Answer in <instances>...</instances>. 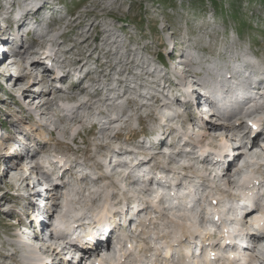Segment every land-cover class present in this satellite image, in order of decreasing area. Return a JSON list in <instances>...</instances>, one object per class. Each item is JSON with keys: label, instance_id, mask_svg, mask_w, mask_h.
<instances>
[{"label": "rangeland", "instance_id": "1", "mask_svg": "<svg viewBox=\"0 0 264 264\" xmlns=\"http://www.w3.org/2000/svg\"><path fill=\"white\" fill-rule=\"evenodd\" d=\"M54 1H56L58 4V10L56 12L49 11L50 14H52V22H46L47 20H42L37 30L34 28V30L32 31L22 32L21 29L12 30L11 26L9 27V30H5L2 27V30H4L6 35L8 34L9 36H11L12 46L14 45L15 41V50L20 51L16 55L19 56V54L22 53L25 48H27L30 54L28 55L26 62L23 64L28 65L30 63L29 60L36 57V54H34L33 51L39 50L40 47H43L44 42H50L53 43V46H55L56 49H58V54L61 60H64L61 61L60 64L65 65L67 63L72 64L71 60L75 57H86L90 53V51L95 49V52H93L92 54V58L86 64H89L88 66L90 69H92V71L93 68L91 67H96V70L94 71L95 73L90 75V79L87 78L83 82L84 84H91V86H89L90 90L88 89L89 92L86 95H83L79 100L87 99L90 94L95 95L96 89H100L101 94H98L91 99L93 102L96 101L95 106L98 108L104 107L107 108V110L110 109V111H112L111 109L114 110L115 108L116 110H114V112L109 111L106 115L90 114V118L87 121L75 126L74 132H62L61 130H63L65 126L68 125L65 121L69 118L66 116V119L64 117V114L67 111L73 110L75 105L77 104V101L60 103V106H55L50 110L44 109L45 113L42 114L41 111L43 109L37 106L39 105V101L41 99H36L35 103L32 105L29 98L31 96L38 95L37 92H39L40 90L44 93L52 90V94H55L56 89L60 88L62 91L68 92L69 87L72 83H70V78L66 82L61 81L59 87L57 88L55 87V85H53V82L55 80L52 81L50 79L48 80L47 84L36 85L31 89L30 93H27L23 96L21 92L23 87L26 85L27 80L24 81L21 87L13 88L12 85L15 83L19 75L13 77V74L11 72H18V68L10 67L8 71L2 72L3 65H1L0 154L6 153L7 155V150L9 148H15L16 145H14V141L17 140L19 136L23 139L25 137L26 139L29 135L32 137V140H34V142L32 141V147L29 151H33L34 149L39 150L42 147H45L49 152L56 154L58 157H67L70 159L76 158L77 160L84 159V164L86 163L85 167L87 168V171L92 175L97 176L102 173H112V178H108V180H100L101 184L100 182H98L96 185L89 184V181L84 182L83 180H75V185L70 188L72 199H70L69 201H66L64 199H55L53 197L51 198L52 201H58V204L60 201L61 207L62 204L65 205L68 203L69 208L67 207L66 209H72V213L69 216L68 221L72 220L74 216L78 215V211L82 208L90 213V210H92L93 207H95V205L98 203H94L93 201H91L93 200V195L103 189H105L104 195L109 196L107 200L108 204H106V207L104 208V210H102L103 212L112 211V209L115 207H112L111 204H114L115 201L120 200L126 194V191H129V189H132L134 191L133 194H136L139 190V188L134 189L129 187L133 178L125 177L129 172L128 170H132L134 168L131 163L130 167H119L115 168L112 171V168L114 167L116 162H120L121 166H124L126 165L125 161L132 160L133 154L126 152L122 157L117 158L113 156L111 162V157L106 158L104 159L106 168L103 167L102 169H99L97 167L96 158H94L95 155H97V157L99 158H101L100 153L111 155V150L113 149L112 147H107L106 149H102L101 151L100 143L110 142L111 146L133 145V141L141 137L143 131L154 129L157 124L163 123L165 127L170 126L171 124L179 125L181 129L178 128L176 129V131H180L181 134V131L183 132V130L185 129L186 133L184 131V137L190 134L187 133L188 128L191 130L194 129V132L198 134V136L196 135L192 137L195 138L193 141H196V143L199 145V148L209 149L207 151L218 153L220 150H225V148L220 147V144L225 143L233 147V142H236L239 138L237 137V135H234L235 132H232L233 130H227L225 136L221 140L216 141L212 138L201 140L200 134L205 131V129L208 127V124H217L220 123L218 121L221 120H217L215 117H212V119L205 127H202L196 122L194 123L192 120V114H194V112H196L195 116L198 117V114H200V117L202 119H205V116L201 115L202 110L199 108L198 110H196L195 108H187L189 111L186 110L184 111V114L178 116L179 109L182 110L183 108L180 106L181 102L178 100V105H172L170 109H163V114H166V116H168V112L170 118L169 120L174 119L173 122L169 120L163 122L156 120L155 118H149L145 121L140 122L139 118L136 115L137 107L142 103H152V109H158L162 106V104H164V102L168 103L169 101L173 100V90L174 88H176L177 82L170 80L169 77L170 74L168 72H171L174 76H176V73L175 71H173L172 66L177 67L178 71L187 69L186 72L188 73H186V77L184 76L187 84L188 81H192V79H196V81L201 82L203 85H207L208 83H216V80L218 78L215 76V71H218L219 65L227 57V55H225L227 49L231 50L232 47H236L237 49H233V51L236 52H234L231 56L233 63L236 65V69L233 72L236 73V77L246 83H248L247 79L251 78H253L254 80L263 81L264 0ZM1 3H3V0L2 2H0V19H3V8L1 6ZM4 3H6V5L11 4V7H15L19 3V0H12V2L11 0H5ZM77 22H80V24H77ZM2 23L3 21H1V24ZM92 23L94 25L98 24L100 26L90 28ZM102 27L110 30V41L107 44H105L103 41V38L106 35H103L101 37V30L103 29ZM89 28L90 30H88ZM41 32H44V34L45 32H47L49 35L46 36L45 39H39V35L43 34ZM37 33H39V35ZM82 33L88 35V40L85 42H82L84 37L81 36ZM179 35L184 41L187 40L185 42V47L188 46L190 50L188 51V55L186 57L179 56L178 59H175L173 58V56H175L173 55V48L180 39ZM19 43H23V47H20ZM6 44H8V51L10 52L12 47L9 45V43L6 42ZM171 45L173 46L171 47ZM20 56L16 57L17 60L24 61L22 56ZM93 60H95V63ZM106 62L107 64L105 65V67H101L102 64ZM226 62H228L227 65H229V61L226 60ZM163 65L165 67H163ZM178 65L182 66H180L179 68ZM41 68L42 67H38V69ZM153 69H155V71L154 73H151ZM240 69H242L243 71H240ZM26 70H24V73L26 72ZM109 71L111 73V75H109L111 76L110 79L109 77H107V72L109 73ZM165 73L167 75H165ZM192 74H195L196 76L194 77ZM96 75H101L100 83H92L90 81L91 79H94L93 77H95ZM166 77L169 78L166 79ZM37 78L39 79V77H36V79ZM119 78L124 79L125 81L120 82ZM171 79L175 78L172 77ZM166 82H169V84L171 85H166ZM259 85L261 93H258V97L249 103L250 106L246 105L248 107L245 106L246 108L242 110V104L239 102H235L236 104H239L236 107L240 109L234 111L224 109L225 113H223L222 116L223 120H225L224 123L230 121L226 119L227 115H232V123H234L235 125L237 124V119L243 116V118H248L246 119V121H250L252 127H255V124L251 122V119L248 116L251 113L253 114L254 112H256L258 107H261L260 109L264 107V87L262 84ZM129 88L130 90L127 91V89ZM201 89L203 90V88ZM9 90H13L12 95H9ZM124 91H127L128 94L122 98H118L124 93ZM209 94L211 95L212 92L209 91ZM135 97L137 98L136 101H134L135 99H132ZM157 99L160 102L156 101ZM145 100H148L147 103H145ZM133 101L136 104H134ZM126 106H128V108ZM227 106L230 107V105H225V107ZM254 108H256V110ZM87 111L88 113L92 112L91 109H87ZM142 111L145 113H149L151 111V107L149 109H143ZM29 113H33L35 117L32 119L29 118ZM12 114H14V117H12L16 119V123L11 125L9 128L6 127L4 123L9 121ZM111 115H114V117L116 118L120 116V121L116 122V124L114 125H110V121L116 119L111 118ZM235 117L236 119H234ZM183 120H186V123L185 121L183 122ZM96 122H98L99 124H96V126L92 127ZM41 124H44L45 126ZM108 125L111 126L110 130L106 129L104 132V129H102L103 131L98 133L101 126L102 128H104ZM247 126L249 127L248 124ZM91 127L92 130H90L89 132L88 129ZM53 128L60 129H56L54 133H50V130ZM116 131L117 133L118 131L121 132L118 133V136L113 138V135L116 133ZM184 146L187 147L186 145H183V147ZM132 147L134 149H138L135 146ZM244 147L247 146L245 145ZM161 154L162 153H160L159 155ZM17 155L18 156L16 157H20L21 159L26 158L25 151H23L22 154L20 153ZM177 158L178 161L180 160L179 163H189V160H186L184 155L183 157L180 156ZM258 160L262 161L263 159L259 158ZM79 163L81 164V161ZM7 164H9V162H7L6 164L3 161L0 162V264H60L58 263V256L52 259L51 257H49V255H47V252H41L38 249L28 248L26 244H23L22 241L18 240L19 237H17L16 233L19 231V228L17 225L16 227H13L12 225L18 224V221L20 220V212L24 210L23 205L24 203L26 204V201L28 199H19L17 198V195L19 194V192L26 193L27 190L22 189V191H20L15 187H11L9 185L10 179L3 177L7 168ZM35 164L36 162L34 161L28 165L29 169L32 172L31 176L38 175V178H42V176L37 174L38 169L34 166ZM208 164H210V162ZM171 165H176V167L177 165L182 166V164L176 163H172ZM217 165L220 166L219 164ZM199 166L202 167L201 165ZM204 166L206 168L208 166L210 167V165ZM255 167L257 168H251L247 175L249 177L255 178L253 179V181L264 178V175L258 173L263 170L264 167L261 166V164H256ZM235 169L236 167H233L232 173ZM73 174L74 177L77 176V172ZM167 174L169 175V173H164V175ZM194 175V178L196 180L201 179L197 174ZM104 177L106 178V176ZM180 177L182 179L191 178L184 174H181ZM113 178H116V182L113 181ZM206 179L208 180V182H212L214 184L215 182H218V184L223 185L224 188H230V185L227 184L229 180L227 176L223 177V179L221 177H216L215 179H213L212 176H206ZM119 180L120 182H118ZM26 183L27 181H22L21 186L25 187ZM120 183L123 184L122 186L126 187L122 188ZM261 185L262 187L264 186L262 183ZM84 186H87L86 192H89L88 194L86 192V194L83 192H78L81 191ZM241 187L243 191L244 187ZM196 189L199 192L203 193V196H206L208 193H218L219 190L217 188L204 191L202 185L196 186ZM252 190L253 189L247 191L248 193H250ZM203 191L205 192V194ZM263 191L264 189H262V192ZM253 195L255 197L257 196V193L255 192L252 194V196ZM140 196L142 198H147V200L149 201V199L153 198L154 195L149 194V192L142 191L140 192ZM114 197L117 199H115ZM50 200L49 205L47 206L48 209L53 208L51 206ZM206 203L210 205L211 200L207 199ZM103 204L105 203L102 201L101 205ZM122 206H124V203H122L117 208ZM161 209L162 207L159 208L158 206H156L155 208L153 207L150 210L151 215H153L154 218L158 220V223H160V227H162V225H167L166 222L169 221L167 215H163L162 213H160V211L163 212V210ZM61 210L62 209H58V212L54 214V217H59V214L62 213ZM148 215L149 214H147V216ZM172 215H176L178 217L180 216L178 212H174V214ZM174 220L177 219L174 218ZM21 222H23V220H21ZM174 224H176V228L174 227L175 229L181 227V225L177 224L176 222ZM205 227L207 226H204V228ZM149 228L152 229L151 227ZM157 228L158 229L152 230V232L148 231V234L156 236L158 233L159 235V232H162V230L159 227ZM174 228L170 223L169 227L165 228V232H169L170 234L175 235L180 234V231L183 228L185 229V232H187L192 227L188 222L187 225H184V227L180 231L175 230ZM204 228L202 226V230L204 232H207V229ZM173 235H171L170 239L159 241L160 244H163L165 246V250L163 252L164 256L159 255L158 252L150 247L148 242L142 240L139 236H133L130 238V247L132 250L130 256L125 258V254L123 253L122 255L121 253V256L112 264H134L136 262L138 264L140 262L148 264V262H155L156 260H158V263H161L163 261L165 263L168 261V259L173 260L175 257L173 255L171 256V251L176 250L178 252H181V248L173 245ZM26 238L30 239L29 237ZM31 241L37 243L34 238H31ZM8 242L11 244L13 243L14 246H6V243ZM41 246H43V249L45 251V244H42ZM15 248H20V254L24 249H26L27 252H29V254L35 259H38V257L39 259L42 258V263L29 258L24 259L23 255V259H21V257L17 258L12 254L3 257L6 253H12ZM231 250L234 251V248H232ZM167 251L170 252V256L166 255ZM214 251L217 252V254L223 255L225 250L220 248L217 249V247H215ZM127 252L128 251H126V253ZM246 253L248 255H251L250 251ZM204 255H208V252L206 250H204V253L202 251L201 257H203ZM201 257L199 258V256H197L198 259L196 258L195 261L199 264H207L208 262L203 261ZM77 264H80V262H77Z\"/></svg>", "mask_w": 264, "mask_h": 264}, {"label": "bare ground", "instance_id": "2", "mask_svg": "<svg viewBox=\"0 0 264 264\" xmlns=\"http://www.w3.org/2000/svg\"><path fill=\"white\" fill-rule=\"evenodd\" d=\"M0 2H2V0ZM4 2H5V0H3V3H1L2 7H6V10H5L4 15L2 17L3 19H0V30H1V32H0V47L2 45H4V43L7 42L12 47V49L10 52L6 51L5 54L3 55V58H0V66L3 65L2 66V68H3L2 72L8 71L10 69V67L18 68L19 71L17 72V76L19 75V77L17 78L15 83L12 85L13 88L21 87V85L24 83V81L27 80V83L23 87L22 92H21V94L24 96L25 94L30 93L31 89L34 86L39 85V84L45 85V84H47L48 80H50V79L52 81L55 80L53 82V85H55V87L57 88V87H59L58 86L59 82H61V81L66 82L70 78L69 79V80H71L70 83L71 82L72 83L69 87L68 92H64L60 88L56 89L55 94H52V90H50V89H49L50 91H48L46 93H44L43 91L40 90L39 92H37L38 95L31 96L29 98L30 103L32 105L35 103L36 99H41L39 101V105H37V106H39L43 109L41 111L42 114L45 113V110H50L51 108H53L55 106H60V103H68L71 101H77V104L75 105L74 109L71 111H67L64 114V117L66 119H67V117H69L68 120L65 119L66 120L65 122L68 125L65 126V128L63 130H61L62 132H65V133L74 132L75 126L77 124H82L85 121H87L90 118V114L91 115H101V114L106 115L107 112L110 111V109L107 110V108H104V107L98 108L95 106L96 101L93 102L91 100L96 95L101 94L100 89H96L95 95L90 94V96H88L87 99L79 100L83 95H86L90 90L89 86H91V84H84L83 82L85 79L89 78L91 74L95 73L94 71L96 70V67L92 66L91 67V68H93V71H92V69H90L88 66L89 64L86 65L89 62V60L92 58V54H93V52H95L94 51L95 49L90 51V53L86 57H83V56L75 57L76 59L74 58L71 60L72 64L67 63L65 65H61L60 62L64 61V60H61V58L59 57L58 49H56V47L53 46V43H50V42L45 43L44 42L43 47H40L39 50L33 51V53L36 54V57L34 59H30L29 60L30 63L28 65H24L23 63L26 62L30 52L28 51L27 48H25L24 51L22 53H20L24 61H18L16 57H19L20 54H19V56L16 54H18L20 51L15 50V45H16L15 41H14V45L12 46L11 45V43H12L11 36H9L8 34L6 35L4 30H2V27L5 30H9L10 26H11L12 30H15V29L20 30L21 29L22 32L23 31H32V30H34V28L37 30L39 28L42 20H47L46 22H52L51 21L53 19L52 14H50L49 11L56 12L58 10L57 2L54 0H24V2H23V0H19V3L15 7H11V4L6 5V3H4ZM11 2H12V0H11ZM87 14H89V13H87ZM12 18H13V20H12ZM54 19H56V18H54ZM1 21H3L2 24H1ZM77 24H80V22H77ZM98 26H100V25H98V24L94 25L92 23L90 28L91 27L94 28V27H98ZM90 28L88 30H90ZM101 31H102L101 37L103 35H106L103 38L104 43L105 44L109 43V41H110L109 31L110 30L103 28ZM33 33H36V32H33ZM41 33H43V34L39 35V33H37L39 35V39H45V37L49 35L47 32H45V34H44V32H41ZM81 36H84L82 42H85L88 40L87 34L82 33ZM179 38L180 39L178 40V43L175 44V46L173 48V55H175V56H173V58H175V59H178L179 56L181 57L183 55H185L183 57H186L188 55V51L190 50V48L188 46L185 47V42L187 40L184 41L180 35H179ZM33 41H36V40H33ZM22 44L19 43V46L23 47ZM17 45H18V43H17ZM172 46L173 45H171V47ZM233 49H236V47H232L231 50L227 49V51L225 52L226 53L225 55H227V57L225 59L227 61H229V65H227L228 62H226V60H225V62L223 60L221 62V64L219 65L218 72L215 73V76H217V78H218L217 79L218 81L216 80L217 86H216V83H208L206 86L203 85L202 86L203 90L201 89V92H198L199 99L208 100V97L206 95H204L203 93H205V91H206V94H207V93H209V91H211L212 94L209 96L213 97V98H218L220 100L219 104H217L218 106H220L222 104L223 105H230V106L231 105L232 106H238L239 104H236V103H238V102L242 103V101L245 98L247 99V98L255 95L252 99V100H254L258 97V93H261V91L258 87L260 86L259 84H262L264 87V80L260 81V80H254L253 78H251V79H247L248 83L244 82L245 84H243V83L237 84L238 82H236V81L239 79L236 77V73L233 74L234 70L236 69V65L233 63V60L231 57L232 54L234 52H236V51H233ZM6 54H7V56H6ZM10 54H11V56H10ZM13 54H14V56H13ZM8 55H9V57H8ZM11 59H12V61H10ZM93 61L95 63V60H93ZM106 64H107V62L103 63L101 67H105ZM84 65H86V66H84ZM38 67H42L43 71L42 72L36 71V69H38ZM163 67H165V66L163 65ZM172 68H173V71H175L176 76H174L173 73L168 72L170 74V76H169L170 80L177 82V86L173 90V92H174L173 100L169 101L168 103L164 102V104H162V106L158 109L157 108L152 109V103H150V104H148V103L143 104L142 103V104L138 105L136 115L139 118L140 122L145 121L149 118H155L156 120L165 122V121L169 120L170 118H169L168 112H167L168 116H166V114H163V109H170L172 105H178V100L181 101V103L185 107H187L188 109H190L192 104L194 103V101L196 99V98L194 99L192 97V94H194V92L189 90L190 89L189 85H187V83L185 81V77H186L185 75H186V73H188V72H186L187 69H185V71L183 70L184 72H178L177 67L172 66ZM237 69H239V68H237ZM24 70H26L25 73H24ZM34 70H35V72H34ZM154 71H155V69H153L151 73H154ZM228 71L232 73L231 77L228 78L224 74L221 75V73H224V72L228 73ZM240 71H243V70L240 69ZM107 75H105V76L109 77V79H110V77H111V76H109V75H111L110 71H109V73L107 72ZM165 75H167V74L165 73ZM96 76L93 77L94 79L90 80L92 83L93 82L100 83L101 75H96ZM36 77H39V79L38 78L36 79ZM169 77H166V79ZM172 77H174L175 79H171ZM119 81L123 82L125 80L119 78ZM239 81H241V80H239ZM166 85H171V84H169V82H168ZM207 87H209V91L206 90ZM237 87H241V90L239 92H237L239 89ZM128 90H130V88L127 89V91ZM127 91H124V93L122 95H120L118 98H122V97L126 96L128 94ZM8 93H9V95H12L13 90H9ZM225 94L227 95L226 97L224 96ZM132 99H135L134 101L137 100L136 97L132 98ZM17 101H18V99H17ZM156 101L160 102L158 99ZM134 104H136V103L134 102ZM128 106H126V107L128 108ZM150 107H151V111L149 113H145L142 111L143 109H149ZM260 108L259 107L257 108V111H256L257 113L254 112L253 114L251 113L248 116L251 119V121H253L257 125V126L255 125L256 128H251L250 126H249L250 127L249 128L247 126V124H248L246 121V119H248L247 117H245V118H243V116L239 117V119H237V122H236L237 124L235 125L234 123H232V120H233L232 119L233 117H231L232 115L231 116L227 115L226 119L230 120V121H227L226 123H224L225 120H223V117L220 116V117H218V119L221 120V121H218L220 123L208 124V127L205 129V131L202 134H200L201 140H205L207 138H212L213 140L217 141V140L223 139L227 130H233L232 132H235L234 133L235 136L237 135V137L247 139L239 147L240 152L237 155H232V154L229 155L227 153L226 156H223L220 160H216V161L211 160L210 161L209 159L206 158L205 155L203 157H199V153L203 154V148H197L195 146H191L192 152H186L187 150H184L183 145H189L188 142L189 143L190 142L196 143V141H193L195 138H192L196 135L198 136V134H196L194 132V129L191 130L188 128L187 133H190V134L188 136H185V137H184V135H185L186 131L184 129L183 132H181V136L178 138V140L182 141V144L177 145L175 143H178V140L175 141L170 137V135H172V133H174V131H176V129H177L176 124L170 123L171 124L170 126L165 127L162 123V124H157L154 129L143 131V134H141V137H139L138 139L133 141V145L111 146L110 142L100 143L101 151H102V149H106L107 147L113 148L112 150L110 149L111 155L110 154L106 155V154L100 153L101 158L97 157V155L94 158H96L97 167L99 169H102L104 166H106V163H104V159H106V158L111 157V159H110V162H111L113 156H115L117 158L122 157L126 152L133 154L132 160L125 161V164L127 166L126 165L121 166V163L117 162L114 165V167L112 168V171L115 168H119V167H130V163L134 162V168L132 170H128L129 172L125 177H127V178L131 177L133 179L140 180V176H141V177H146L148 179V187L147 188L139 187V190L136 193L137 195H140V192H142V191L150 192L151 191L150 187H151L153 182H156L159 185H162V184L164 185V183L167 182L168 180L164 178L165 176H164V174L161 173V171L163 173L164 172L169 173V175L167 174V177L171 176V178L176 177L177 174H182L184 172L185 173L188 172V174H191L190 176H194L193 174H197L201 178L198 181H202V179L208 175L212 176L213 179H215L216 177H219V178L221 177L223 179V177L227 176V178L229 179L228 183H227L230 185L229 187H232V188L238 187L240 182H242L244 185V188H243L244 190H248V191L251 189L257 190V192H256L257 196H255V197H254V195L253 196L249 195L248 192L246 194V191L244 194H242L241 203H242V209H243L245 214L243 215L242 219L240 218V220H238V223L241 224L242 227H246L248 225L255 224V225L259 226L261 231H263L262 234L253 235V237L255 238V241H256L254 248L255 249L258 248L260 255L264 256V224L262 223V217H264V213L260 212V211H264V204H263L264 203V198H263L264 192L263 193L261 192L262 191L261 188H263L261 183L264 185V179L253 181L254 178L249 177L247 175L251 168H254V169L257 168V167H255L256 164H261V166L264 167V107L262 109H260ZM87 109H91L92 112L88 113ZM238 109H240V108H238ZM241 109L242 110L245 109V108H243V105H242ZM254 109L256 110V108H254ZM111 110L112 111H110V112H114V110H116V108L114 110L113 109H111ZM13 115L14 114L11 115L8 122L4 123L6 127L10 128L11 125L16 123V119L13 118L14 117ZM179 115L180 114H178V116ZM34 117H35V115L33 113H29V118L32 119ZM120 119H121V117L118 116L116 119L110 121V125L116 124V122L120 121ZM234 119H236V117ZM186 120H183V122L185 121V123H186ZM169 121L173 122L174 119H171ZM196 121H199V120L196 119ZM41 125H44V124H41ZM110 125H108L104 128L101 127L99 132H102L103 131L102 129H104V132L106 129L110 130V128H111ZM94 126H96V125L93 124L92 127H94ZM205 126H207V124ZM54 129L55 128L51 129L50 133L51 132L54 133L56 131V129H60V128H56L55 130ZM241 129H243V130H241ZM184 131H185V133H184ZM237 131L239 132V134ZM76 132H77V130H76ZM119 132H121V131H118V133ZM118 133L116 131V133L113 135V138L118 136ZM29 137H30V141H29ZM247 137H250V138H247ZM182 139H184V140H182ZM32 141L34 142V140H32V137L29 135H28V138H26V139H25V137L23 139L22 137L19 136V138H17V140H15V143H19V145L23 146V150L26 152V158L25 159H21L20 157H16L18 155H16L15 152L13 150H11L10 148L7 150V152H8L7 155H6V153L0 154V162L3 161L5 164L7 162H9V164H7V168H6V171L3 175V177L10 179L9 185L11 187H15L17 190H20V191H22V189L27 190L26 193L19 192V194L17 195V198H19V199H23V198L28 199L26 201V204L24 203V205H23L24 210L22 212H20L21 214L19 217L20 220L18 221V224L21 223L22 217L30 216L31 214L35 213V211H37V209H39L38 205H36V203L34 201L33 196L36 192H38V190L43 191L42 188H39L41 185H43V182L38 178V175L31 176L32 172L29 169L28 165L34 161L36 162V164L34 166L38 169L37 174H39V175L43 174L44 177L46 178V180H50L51 182H53L55 184V189L52 193V197L55 199H64L66 201H69L70 199H72L71 198L72 193L70 192V188L73 185H75L74 184L75 180L72 178V176H73L72 174L75 171L78 174L81 173L80 174L81 176L77 180H79V181L83 180L84 182L89 181V184H95L96 185L98 182H100V180H104V179L108 180V178H112V175H113L112 173H108V174L102 173V174L97 175V176L90 174L87 171V168L84 166L85 160H77L75 158L74 161H76V163L74 164L73 160L71 161L70 158L58 157L56 154L49 152L45 147H42L39 150L34 149L33 151L32 150L29 151L32 147L31 146ZM169 143H174L175 146L171 145V144H170L171 146H169V145L167 146V144H169ZM244 144L247 147H244L245 146ZM161 145H164L163 147L166 150V152H163L161 155H159L158 159L152 163L151 158L149 157V153H150L149 151H152V148H158ZM132 146H135L138 149H134ZM220 147L225 148V150H226L227 147H230V145H227V143H225V144H220ZM5 148H6V146H5ZM175 149H177L176 153L173 152V150H175ZM232 149L235 150L234 147ZM207 150H209V149H205V151H207ZM225 150H221V151H225ZM108 152H110V151H108ZM182 154L184 155L186 160H189V163H179L180 160L178 161L177 157H180V156L183 157ZM196 156L198 157L199 161H196L194 159V158H196ZM259 158H261L263 160L260 161V160H258ZM77 161H79V162L81 161V164L77 163ZM209 162H210V164H208ZM45 163L48 164L47 167L44 166ZM172 163L182 164V166L177 165V167H176V165H171ZM239 163H241L242 166L239 167ZM167 164H169L170 166ZM217 164H219L220 166H218ZM199 165H201L202 167H200ZM204 165H210V167L208 166L206 168ZM75 166H77V167L75 168ZM178 167L179 168L181 167V168L179 169ZM233 167H236V169L234 170L235 172L233 171V173H232ZM158 168H161V169H158ZM141 171H143V172H141ZM258 173H260L261 175H264V169ZM104 176H106V178ZM33 177H34V179H33ZM22 181H27V183L25 184V187L21 186ZM195 181L196 180H193V183H195ZM118 182H120V180ZM225 182H226V180H225ZM100 184H101V182H100ZM182 184H183V186H185V188H186V185H191L190 182H188V183L187 182H185V183L178 182V185L176 186L177 190H178V188H180L182 186ZM201 185H202V183H201ZM212 185H214V183H212ZM214 186L219 187L218 182H215ZM86 191H87V186H84L83 189L81 191H78V192L85 193ZM129 192H131L133 194L134 191L132 189H129ZM86 193L88 194L89 192H86ZM104 193H105V189L99 191L98 193H95L96 195L95 194L93 195V200H91V201H93L94 203H96V202H98V203L95 205V207H93L92 210H90V213L87 212L84 208H82L81 210L78 211V215L74 216V218H72V220L67 222L70 225L69 226L70 232H64L63 231L64 233H67L70 235L76 234L77 236H79L77 234V232L82 234L83 233V227H84V225L87 224L86 223V217H87L86 215H91V216L93 215L92 216L94 218L93 224H95V225L93 226L94 228L92 229L91 233L89 234L90 237L93 238V241H91L89 244L93 247V249H89L87 252H85L83 258H81L80 260L77 261V262H80V264L82 263V260L94 262L95 259L97 260V264H112V263H114V261H116L121 256V253H122V255H123V253L125 254L124 255L125 258L130 256V254L132 253L130 245L127 246V248H126V246L123 245L122 242H120L119 246L115 249L113 247L112 243H114V239H116L115 234L117 231L116 229H117V225H118L119 221L125 220L124 223L126 224V226H128L129 224H131V222H129L128 224L126 222H127V219L129 218V216H131V214L135 215V213H136V216L132 220H134V219L137 220L139 218V214L141 213V211L144 207V205L142 204L144 202V198L139 197V196L135 198L132 196H127L125 194L120 200H117L114 202V204H111L112 207H115L112 209V211L103 212L102 210H104V208L106 207V204H108L107 200L109 198V196L104 195ZM154 196L155 197L159 196L158 190L155 191ZM229 196H231V194H229ZM165 197L166 198H174V199L178 200L177 202H181V206L178 205L177 207L179 209L175 210V211L172 208L166 209V208L162 207L161 210H163V212L160 211V213H162L163 215H167V217L169 219V221L166 222L167 225H163L164 228L159 226V228L162 230V234H161L162 237H160V234L157 235V237L158 238L160 237L163 239L167 238V237H171V235H173V234H170L169 232H164L165 230H163L166 227H169L170 223L172 224L173 228L176 225V224H174L175 222L177 224H180L181 227H179L177 229H175L176 227L174 228L175 230H179V231L184 227V225H187L188 222L190 224L195 223L193 218H190V219L188 218V214L186 213V211L184 209H180V207L183 206V200H179L177 194L171 195L169 193H166ZM115 199H117V198H115ZM163 199L159 200L160 204L162 203ZM194 199H196V198H192L190 200V202L193 201ZM51 201H52V199L50 200L51 206L53 207L52 212L46 211V213L55 214L58 212V209L60 210V209H62V207L60 206L61 205L60 201H59V204H58V201L57 202L55 200H53L52 202ZM102 201L105 204L101 205ZM211 201H212V199H211ZM109 203H110V201H109ZM122 203H124V206L117 208ZM41 205H39V206H41ZM65 206H66V208L67 207L69 208L68 203L65 204ZM100 206H101V208H100ZM44 212H45V210L43 209V213ZM174 212H178L180 214V216L178 217L176 215H172V214H174ZM174 218H176L177 220H174ZM178 218H180V219H178ZM157 221L158 220H156V222H154V224H155L154 228L155 229H158L157 227H158V225H160V223H158ZM232 221L233 220H231V223H232ZM18 224H13L12 226L16 227V225H18ZM32 224L36 228V234L34 236V240L37 241L38 244L35 243V245H33L31 243H27L26 241H23L20 238L18 240L22 241L23 244H26V246L28 248L38 249L41 252H47L48 253L47 255H49V257H51L52 259L54 257L58 256V258H59L58 263H60V264L61 263L62 264H71L70 260H72V258L70 259L68 257V253L71 251H74L77 248V246L76 245L71 246L68 244L67 245L61 244V241L63 240V238L56 235V234H51L49 239H44L43 233L48 229L45 226V223L41 222V220L39 219L38 221L34 220L32 222ZM73 224H75L78 228L77 229L73 228V226H72ZM50 227H52V223L50 224ZM203 228H204V226H203ZM205 228H207V227H205ZM25 230H27V228H25ZM250 230H251V233H255V230L253 228ZM21 233L25 234V232H21ZM16 234H17V237H19L20 233L17 232ZM182 234H183V237H185L187 234V232H185L184 228L180 231V234H175L172 237L175 238V237L182 235ZM220 238H221V236H218L217 239H220ZM141 239L145 240L144 238H141ZM42 244H45V251L43 249V246H41ZM8 245L11 247L14 246L13 243L11 244L9 242L6 243V246H8ZM84 245H85V242H84ZM4 246H5V244H4ZM152 246L153 245L150 244V247L152 249H154ZM226 248H227V246L224 247V249H226ZM155 249L157 251H159L157 248H155ZM255 249H252V251H250V252L252 253L253 251H255ZM126 251H128V252L126 253ZM20 252H21L20 248H18V249L15 248L12 251V253H6L3 257L9 256L12 254L13 256H16L17 258L21 257V259H23V256H24V259L29 258V259L36 260L39 263H42V258H40V259L36 258L35 259L33 256H31L29 254V252H27L26 249H24L21 254H20ZM187 252H188V254H193L192 249L188 250ZM158 253L160 254V252H158ZM62 254H65V258L62 256ZM45 255H46V253H45ZM166 255L170 256V252L167 251ZM66 256H67V258H66ZM200 257L201 256H199V258ZM254 257L259 258L258 255L254 254V256H252L249 259V263H252ZM196 258L197 257L194 256V261ZM201 258L205 262L207 261L208 263H211V264L214 263V261L208 259L206 256H203ZM241 259L244 262L243 264L247 263V259L245 257L236 259L234 256V253H230L226 257L218 256V260H227L228 262H230V263L234 262L235 264H242L240 262ZM52 262H53V260H52ZM167 263H168V261H167ZM1 264H3V263H1ZM184 264H192V263L187 262ZM194 264H198V263L195 261Z\"/></svg>", "mask_w": 264, "mask_h": 264}]
</instances>
